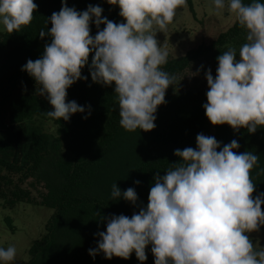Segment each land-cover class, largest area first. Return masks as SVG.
I'll list each match as a JSON object with an SVG mask.
<instances>
[{
	"label": "clouds",
	"instance_id": "obj_1",
	"mask_svg": "<svg viewBox=\"0 0 264 264\" xmlns=\"http://www.w3.org/2000/svg\"><path fill=\"white\" fill-rule=\"evenodd\" d=\"M107 3L119 7L125 22L102 17L100 6L89 5L81 12L62 0L61 9L48 19L51 28L39 33L41 39L49 36L50 43L45 44L42 57L29 59L22 71L34 78L38 94L52 106L45 114L68 121L73 114L85 112L84 106L67 101V90L87 79L82 70L91 55L92 81L115 85L121 127L130 132L151 131L156 127L157 109L166 103V91L176 79L162 70L168 52L156 34L167 31L187 0ZM214 5L218 11L226 7L225 0H214ZM37 8L34 0H0V24L10 34L19 32L31 24ZM227 9L246 29L247 42L238 56L229 48L217 57L215 78L207 70L203 107L213 126L255 133L264 127V3L228 0ZM93 22L98 29L105 25L94 37L90 34ZM239 147L232 140L221 148L215 137L198 134L196 148L175 150L181 160L162 177H155L146 208L131 217L109 218L106 231L96 234L100 237L97 248L89 254L95 257L102 252L109 260L114 256L127 260L134 252L143 264L151 245L154 264H264V249L256 250L250 237L264 226V193L254 195L256 184L251 178L259 156L234 151ZM111 195L133 205L138 199L134 188L121 193L117 184ZM15 257V246L0 247V262L11 264Z\"/></svg>",
	"mask_w": 264,
	"mask_h": 264
},
{
	"label": "trees",
	"instance_id": "obj_2",
	"mask_svg": "<svg viewBox=\"0 0 264 264\" xmlns=\"http://www.w3.org/2000/svg\"><path fill=\"white\" fill-rule=\"evenodd\" d=\"M34 2L38 8L30 25L11 34L0 30V200L11 210L26 203L50 208L54 213L45 234L32 244L29 260L11 264H141L134 252L127 260L115 256L109 260L102 252L93 257L89 250L97 248L100 237L96 234L106 231L107 220L113 215L131 217L141 207L146 208L155 177H162L180 162L175 150L196 148L198 134L215 137L221 148L236 140L240 147L234 151L258 155L251 178L256 184L254 195L264 193V127L249 133L245 128L234 131L228 125L213 126L203 107L207 103V80L190 89L177 86L178 78L197 62L209 64L215 78L219 55L234 48L238 56L247 42L246 29L238 20L209 45L162 66L176 79L166 91V103L157 109L156 127L130 132L119 123L115 85L92 81L91 55L89 65L82 70L87 79L76 81L67 90V101L84 106L85 112L73 114L68 121L45 114L53 108L46 96L38 94L39 86L22 67L29 59L42 57L51 38L41 39L39 33L51 28L48 19L61 9L62 0ZM253 2L264 0H242L245 5ZM89 5L100 6L102 17L120 23L119 7L107 0H67L68 7L81 12ZM104 26L98 29L93 22L90 34L94 37ZM35 117L50 121L55 135L33 124ZM28 182L30 188L25 187ZM113 184L121 193L134 188L136 204L122 197L113 200ZM146 254L143 264H154L149 258L151 245Z\"/></svg>",
	"mask_w": 264,
	"mask_h": 264
},
{
	"label": "rangeland",
	"instance_id": "obj_3",
	"mask_svg": "<svg viewBox=\"0 0 264 264\" xmlns=\"http://www.w3.org/2000/svg\"><path fill=\"white\" fill-rule=\"evenodd\" d=\"M227 4L228 0H225L226 7L218 11L214 0H187L186 6L177 10L167 31L156 34L161 47L168 52V60L181 58L201 45H209L231 28L237 18L229 13ZM119 22H125L121 16ZM0 30H5L2 24ZM207 69L211 67L205 61L197 62L178 78L177 86L180 89H190L201 84L206 79ZM32 123L52 135L56 133L55 126L46 119L35 117ZM29 183L25 187L30 188ZM33 193L36 195L35 191ZM53 213L50 208L26 203H20L11 210L4 208L3 201L0 200V247L6 249L15 246V260L28 261L32 244L45 234L46 225ZM250 237L256 250L264 249V226L258 232L250 233ZM149 258L154 261L153 254Z\"/></svg>",
	"mask_w": 264,
	"mask_h": 264
}]
</instances>
